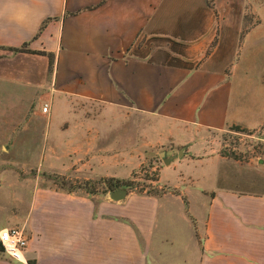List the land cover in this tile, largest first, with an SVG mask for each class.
<instances>
[{
  "label": "crops",
  "instance_id": "0c3cea01",
  "mask_svg": "<svg viewBox=\"0 0 264 264\" xmlns=\"http://www.w3.org/2000/svg\"><path fill=\"white\" fill-rule=\"evenodd\" d=\"M233 5L0 0V156L71 179L117 178L139 149L164 163L162 192L120 200L39 180L25 194L22 180L0 230L28 243L0 264H264V180L207 143L264 126L261 21L253 8L245 26L226 20ZM153 35L190 44L198 63L136 51Z\"/></svg>",
  "mask_w": 264,
  "mask_h": 264
},
{
  "label": "rangeland",
  "instance_id": "374dc122",
  "mask_svg": "<svg viewBox=\"0 0 264 264\" xmlns=\"http://www.w3.org/2000/svg\"><path fill=\"white\" fill-rule=\"evenodd\" d=\"M232 3L234 4L233 10H235L234 12L232 10L231 17L227 16L226 20H236L234 16L238 12L240 17L238 23L245 26L254 19L251 15L253 8L257 12L259 21H261L262 37L260 43L264 45V0H232ZM211 47L212 44L199 55H206L211 51ZM136 51L150 54L151 59L157 62L188 66L198 63L196 57L198 53H194L190 44L166 37L154 35L144 37L140 40ZM262 55H264V50ZM140 140L141 137H137V148ZM207 143L241 166L237 174L243 177L247 176L249 181L264 180V126L257 130L232 126L218 134L208 133ZM6 159V156H0V223L5 218V214H15L16 191L19 190L18 186L22 180L26 185L24 187L25 194L27 189H31V180H39L40 185L43 186L64 190L72 189L73 192L82 194L106 193L108 187L105 180L108 179L128 182L130 187L127 189L140 193H160L164 190L163 187H159L157 182L164 166L159 150H154L151 154L149 151L146 153V150L143 151V149L137 150L136 154L131 157L132 161L120 163V172L117 178L71 179L65 175L49 173L32 163L17 160L7 161ZM247 186H251L250 182L247 183ZM22 204L27 205L26 201ZM2 255L11 258L5 252Z\"/></svg>",
  "mask_w": 264,
  "mask_h": 264
},
{
  "label": "built area",
  "instance_id": "2783aa9c",
  "mask_svg": "<svg viewBox=\"0 0 264 264\" xmlns=\"http://www.w3.org/2000/svg\"><path fill=\"white\" fill-rule=\"evenodd\" d=\"M42 110L43 112H48L49 105L44 104ZM0 242L4 247V252L12 259L18 260L11 250L16 249L23 253L28 239L19 228L8 227L0 230Z\"/></svg>",
  "mask_w": 264,
  "mask_h": 264
},
{
  "label": "trees",
  "instance_id": "16d2710c",
  "mask_svg": "<svg viewBox=\"0 0 264 264\" xmlns=\"http://www.w3.org/2000/svg\"><path fill=\"white\" fill-rule=\"evenodd\" d=\"M13 49L14 51H24V50H27L25 46L21 47V48H11ZM53 61H54V56L53 54H50V62H51V66L53 64ZM239 128H242L241 126H237ZM245 129V128H243ZM105 182L107 183V187H108V190H114V189H117V188H129L130 187V184L128 182H125V181H120V180H113V179H108V180H105ZM66 191H69V192H73L72 189L70 190H66ZM106 191V192H107ZM0 252L3 253L4 252V247L3 245L1 244L0 242ZM31 264H34L33 261L30 262Z\"/></svg>",
  "mask_w": 264,
  "mask_h": 264
},
{
  "label": "water",
  "instance_id": "95a60500",
  "mask_svg": "<svg viewBox=\"0 0 264 264\" xmlns=\"http://www.w3.org/2000/svg\"><path fill=\"white\" fill-rule=\"evenodd\" d=\"M163 156H164V154H163ZM165 163L169 164L170 161L166 159ZM127 194H128V189L122 188V187L117 188L115 190H111V192H110L111 198H113L114 200H120V199L124 198Z\"/></svg>",
  "mask_w": 264,
  "mask_h": 264
},
{
  "label": "bare ground",
  "instance_id": "6f19581e",
  "mask_svg": "<svg viewBox=\"0 0 264 264\" xmlns=\"http://www.w3.org/2000/svg\"><path fill=\"white\" fill-rule=\"evenodd\" d=\"M11 248H13V247H11ZM11 251L13 252V254H14V253H17V252H20L19 250H16V249H12ZM21 253H22V252H21ZM22 254H23V253H22ZM16 258H17V257H16Z\"/></svg>",
  "mask_w": 264,
  "mask_h": 264
}]
</instances>
